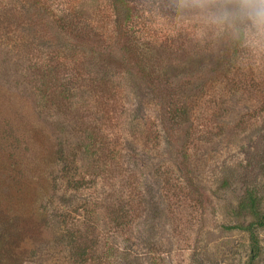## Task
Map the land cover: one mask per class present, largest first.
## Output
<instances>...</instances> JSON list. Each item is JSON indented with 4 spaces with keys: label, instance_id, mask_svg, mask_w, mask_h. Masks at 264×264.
<instances>
[{
    "label": "rangeland",
    "instance_id": "rangeland-1",
    "mask_svg": "<svg viewBox=\"0 0 264 264\" xmlns=\"http://www.w3.org/2000/svg\"><path fill=\"white\" fill-rule=\"evenodd\" d=\"M94 2L0 0V264H245L264 56L175 0H131L121 36Z\"/></svg>",
    "mask_w": 264,
    "mask_h": 264
},
{
    "label": "clouds",
    "instance_id": "clouds-1",
    "mask_svg": "<svg viewBox=\"0 0 264 264\" xmlns=\"http://www.w3.org/2000/svg\"><path fill=\"white\" fill-rule=\"evenodd\" d=\"M181 15H197L255 56H264V0H175Z\"/></svg>",
    "mask_w": 264,
    "mask_h": 264
},
{
    "label": "trees",
    "instance_id": "trees-1",
    "mask_svg": "<svg viewBox=\"0 0 264 264\" xmlns=\"http://www.w3.org/2000/svg\"><path fill=\"white\" fill-rule=\"evenodd\" d=\"M111 2V7L114 11L112 14L116 19L117 25L119 26L120 23L122 27L126 26L125 30L121 28L120 36L124 34L128 35L127 28L133 14L131 0H111ZM75 12L82 17L95 18L94 21L98 23H103L109 13L103 7L95 5L94 0H78V7ZM260 208L259 200L253 193L247 192L239 202L238 208L234 211V216L244 221L250 218L251 221L246 226L238 224L235 227L229 228V230H238L248 235L249 258L245 264H254L260 251V244L256 233L258 229L264 227V211H261Z\"/></svg>",
    "mask_w": 264,
    "mask_h": 264
}]
</instances>
